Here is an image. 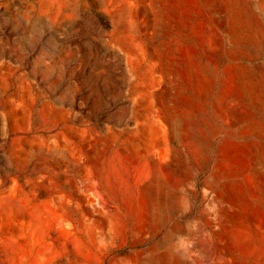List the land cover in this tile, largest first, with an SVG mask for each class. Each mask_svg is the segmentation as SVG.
<instances>
[{
  "label": "rangeland",
  "instance_id": "374dc122",
  "mask_svg": "<svg viewBox=\"0 0 264 264\" xmlns=\"http://www.w3.org/2000/svg\"><path fill=\"white\" fill-rule=\"evenodd\" d=\"M264 0H0V264H264Z\"/></svg>",
  "mask_w": 264,
  "mask_h": 264
},
{
  "label": "crops",
  "instance_id": "0c3cea01",
  "mask_svg": "<svg viewBox=\"0 0 264 264\" xmlns=\"http://www.w3.org/2000/svg\"><path fill=\"white\" fill-rule=\"evenodd\" d=\"M264 93V90L262 91ZM254 120H256L260 127L264 128V106L260 105L257 107L256 112L253 114Z\"/></svg>",
  "mask_w": 264,
  "mask_h": 264
}]
</instances>
